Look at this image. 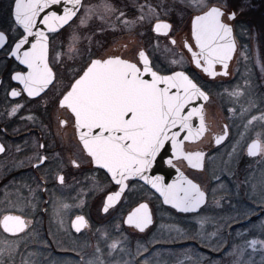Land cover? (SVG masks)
Returning a JSON list of instances; mask_svg holds the SVG:
<instances>
[{
  "label": "flooded vegetation",
  "instance_id": "1",
  "mask_svg": "<svg viewBox=\"0 0 264 264\" xmlns=\"http://www.w3.org/2000/svg\"><path fill=\"white\" fill-rule=\"evenodd\" d=\"M87 1L83 0L73 20L59 31L48 33L49 64L54 72V80L44 92L33 96L26 92L23 83L19 80L28 68L12 55L16 42L25 34L13 18L15 0H0V264H87L86 253L83 250L80 251L79 247L96 241L102 243L99 232L103 230V226L106 228L108 222L113 225L112 220L107 217L112 211L117 214L114 218L116 223L113 226H117L118 233L121 226L123 232L131 230L130 233L146 238L145 235L149 234V230L155 224L156 204L166 211L192 217L200 213L211 199L210 191L195 179L193 173L205 171L207 157L211 150L226 142L215 145V140L226 129L229 137L230 130L224 121L222 129L212 131L211 122L208 121L205 110L208 130L203 139H206L208 135L210 137L201 145L196 144L203 139L196 143L187 142L185 145L186 150L205 152L204 168L195 169L188 166L184 160L176 162L207 193V201L198 211L176 212L165 206L161 198L146 184L131 179L127 181L126 189L119 202L106 210L103 209L107 195L116 191L119 186L111 181L104 170L93 165L91 157L78 138L75 116L68 107L60 103L63 95L93 58L120 56L137 63L142 68L141 55L145 51L155 70L169 73L172 70L167 65V61L160 60L157 56L158 52L153 51L158 50L159 47L156 49L152 44V41L155 43L161 37L159 41H161L162 50L166 51L162 37H167L170 45L177 51V53L174 51L175 54H181L184 56L185 63L187 62L186 66L182 64L178 69L187 71L198 82L219 83L218 78L230 76L237 55L250 54L254 39L256 40V52L255 55L253 54L256 65L254 70L259 77L256 80L257 84L264 96V0H205V5L194 12L187 4H182V9L177 11L182 14V21L170 19L167 17L168 14L154 21V23L161 20L167 21L171 27L167 34H157L153 31V23L151 30L155 41L152 39L148 49L141 47L134 52V56L129 55L127 46L119 47V31L115 34L110 32L109 38L113 35L116 38L115 48L109 50L104 56L95 55L94 57H92L90 45L85 46L81 53H75L73 45L74 26L81 17ZM151 2L159 6L160 10L161 7L165 11L172 8L171 0H151ZM116 3L119 15V0ZM180 5L176 3V6ZM211 7L218 8L221 27L213 23L206 31H199L195 36L193 17ZM219 27L223 30L231 28L236 44L235 53L226 69L227 74L218 73L224 70V65L217 61H221V58H218L219 54H229V43L224 41L223 45H220L212 41L215 34L219 33L217 29ZM179 28H181L180 32ZM177 33H179V39H176ZM2 38H4L3 41ZM107 44L108 42L103 45ZM148 44L146 43L147 46ZM193 55L200 65L195 64ZM241 62V65H245L243 61ZM201 66L208 67L211 73L217 74L210 77L209 74L204 73ZM246 67L249 70L252 68L249 65ZM194 70L201 73L203 78H207L204 79L207 81L196 77ZM239 80H242V75ZM143 202L149 205L154 216V224L142 232L127 226L124 220L130 210ZM97 203L101 204L102 216H106L100 222H94V215L90 213L92 206ZM260 212L252 217L228 224L223 229L225 234L223 240L226 244L221 250L206 248L198 238L190 234L186 236V240L180 242L184 246L182 251L191 247L194 250L206 252L209 259L215 262L218 260L219 264H234L235 256L230 252L232 243L242 242L248 246L252 244L257 247L259 239H264V230L258 235L250 232L254 229L249 221L264 215V209ZM192 226L194 229L188 226L187 230L190 229V232H193L199 228L197 223ZM164 236L162 234V238L151 241H156L162 244L164 249H169L172 242ZM145 241L150 242L148 239ZM99 246L102 247L101 244ZM251 251H258V249ZM164 253L170 254L169 251ZM168 254L159 256L164 264L172 263V260L174 263L183 260V256L173 257ZM260 254L262 255L260 263L264 264L263 247ZM159 257L153 258V255H148L144 251L143 255L126 258L135 264H154V260H158ZM102 258L103 262L99 260V263L119 264V256L103 255ZM199 263L207 264V261H200L197 258L186 262V264Z\"/></svg>",
  "mask_w": 264,
  "mask_h": 264
},
{
  "label": "water",
  "instance_id": "2",
  "mask_svg": "<svg viewBox=\"0 0 264 264\" xmlns=\"http://www.w3.org/2000/svg\"><path fill=\"white\" fill-rule=\"evenodd\" d=\"M82 2L15 0L13 18L25 34L16 42L12 55L28 68L19 80L29 95H38L52 84L48 33L59 31L73 20ZM217 9L211 7L193 17L195 36L213 23L222 25ZM170 27L169 22L161 20L154 23L153 31L167 34ZM220 27L212 41L220 45L224 41L229 43V54H219L221 61H217L224 65L218 73L227 74L236 44L232 29ZM193 58L200 65L194 55ZM141 63L142 68L114 55L93 58L60 103L75 116L78 138L93 165L119 186L107 195L104 210L119 202L131 179L146 184L165 206L176 212L198 211L206 203L207 193L176 162L184 160L190 167L204 168L205 152L186 150L185 145L202 140L207 133L205 104L210 95L184 70H155L145 51ZM201 68L210 77L217 74L208 67ZM227 137L226 129L215 145L222 144ZM256 148L261 150L259 139L248 144L247 155L258 156L260 151L252 154ZM147 219L150 224L145 223ZM124 222L143 232L154 224V216L143 202L127 213Z\"/></svg>",
  "mask_w": 264,
  "mask_h": 264
},
{
  "label": "rangeland",
  "instance_id": "3",
  "mask_svg": "<svg viewBox=\"0 0 264 264\" xmlns=\"http://www.w3.org/2000/svg\"><path fill=\"white\" fill-rule=\"evenodd\" d=\"M116 1H87L81 17L74 26L73 45L75 53H81L85 46L90 45L92 47V57L95 55L104 56L109 50H113L116 45L115 35L109 38L108 34L110 32L115 34L119 31V47L127 46L129 49L128 54L134 56V52L141 47L148 49L149 45L151 46V41L154 40V34L151 30L154 21L164 17V14H168L167 17L170 19L180 22L183 16L177 11L182 9V4H187L192 12L201 9L205 5V0H171L172 8L165 11L161 7L162 1L160 2V10L159 6L153 5L151 0H119L118 15ZM176 3L181 5L176 6ZM180 30L181 28H179V32ZM178 34H176V39H179ZM160 39L154 40L156 44L152 41V44L156 49L159 47L162 50ZM162 39L164 42L163 47L168 52L167 50H162V52L159 49L153 50L158 52L157 56L160 60L167 61V65L172 71L177 70L182 64L186 66L187 62L185 63L184 56L175 54L177 51L170 45L167 37H162ZM106 42L108 44L104 46L103 44ZM146 43H149L148 46ZM251 48L252 51L249 55L244 56L243 53L237 55L228 78L217 79L224 82V90L220 95L211 97L206 104L207 119L211 122L212 131L222 129L224 121L230 130L226 142L209 153L205 171L203 173H193L195 179L211 193V199L207 206L200 213L188 217L178 216L175 212L166 211L156 204L155 224L149 230V234L145 235L146 238L143 236L136 237L139 236L136 233L134 236L133 233L129 234L131 230L130 232H123L121 226L118 233L117 226H113L116 223L114 218L117 214L112 211L107 217L112 220L113 225L108 222L106 228L103 226V230L99 232L102 243L96 241L93 244H83L79 247L80 251L83 250L86 253L87 264H102L99 263V260L103 262V255L107 257L119 256V264H135L132 260L126 258L132 257L130 256L132 240L141 251H144L146 243L144 241L146 239L150 241L160 239L162 234L163 236L167 235L164 238L171 242L175 240L181 242L187 239V235L193 234L206 248L221 250L226 244L223 240L225 235L223 229L228 224L261 213L257 209H264V96L257 84L256 80L259 77L254 70L256 68L253 60L256 52V40L254 39ZM241 61L245 65H241ZM246 65L252 68L249 70ZM194 75L201 80L207 79L195 70ZM241 75L242 80H239ZM209 137L210 135L196 145L204 144ZM253 139L261 141V153L252 158L248 157L251 161L245 162L241 174L237 165L243 156H247V145ZM77 196H79L78 193ZM100 205V203H97L90 209V213L94 215V222H100L106 217L102 216ZM196 223L199 228L190 232V229L193 228L192 225ZM249 223L252 224V229H254L250 232L257 235L263 233L264 215L258 219H251ZM188 226L189 230H187ZM257 244L258 246L255 247L252 244L248 246V244L242 242L232 243L230 252L235 256L234 264H238V262H241L239 264L260 263L262 259L260 251L262 247L264 248V239H259ZM256 249L258 251H251ZM167 250L163 248L161 254L163 256L167 255L168 253H164ZM153 251V258L161 255L159 248ZM134 252H137V250ZM138 255L140 254L135 256ZM245 255H247L246 258L242 259ZM181 256H183L182 261L179 263L172 261L169 264H186L187 261L191 262L197 258L200 261H207V264H219L218 260L215 262L209 259L206 252L197 251L191 247L183 249ZM114 261L116 260L114 259ZM154 264H164V261L159 257L158 260H154Z\"/></svg>",
  "mask_w": 264,
  "mask_h": 264
},
{
  "label": "trees",
  "instance_id": "4",
  "mask_svg": "<svg viewBox=\"0 0 264 264\" xmlns=\"http://www.w3.org/2000/svg\"><path fill=\"white\" fill-rule=\"evenodd\" d=\"M124 5V3H123ZM204 88L205 90L211 95V97H214L216 95H220V93L224 90V84L223 83H206V82H199ZM246 161H251V159H249L247 156H243L242 157V160L240 161V163L237 165L240 173L242 174L243 172H241V170L244 168V165H245V162ZM242 197V196H241ZM240 199V198H238ZM242 199V198H241ZM257 210H260L261 211V208L257 209ZM255 210V211H257ZM176 215H180V214H177ZM127 232V231H125ZM129 234H132V233H129ZM134 236V234H132ZM136 235V234H135ZM136 237H141V235L139 236H136ZM133 238V237H132ZM163 241V239H162ZM146 242L145 243V248H144V251L148 253V255H151L154 253V249L156 250L157 248H159V250H162L163 246L162 244L160 245V243L158 242H154V241H144ZM132 245H131V255L130 256H135L136 254H140V255H143L144 254V251H141L138 246L135 245V242L134 240H132ZM143 243V242H141ZM169 249L167 251H169V255L170 256H173V257H176V256H181L182 255V248L184 246H182V243H180L179 241H173L170 245H169ZM135 250H137V252H134ZM161 254V253H160ZM173 261V260H172Z\"/></svg>",
  "mask_w": 264,
  "mask_h": 264
},
{
  "label": "snow or ice",
  "instance_id": "5",
  "mask_svg": "<svg viewBox=\"0 0 264 264\" xmlns=\"http://www.w3.org/2000/svg\"><path fill=\"white\" fill-rule=\"evenodd\" d=\"M257 151H260V149H259V148H256V150L253 151L252 154L255 155ZM145 223L150 224V223H151V220H150V219H147V220L145 221ZM77 230L79 231V229H77ZM141 230H143V228H141Z\"/></svg>",
  "mask_w": 264,
  "mask_h": 264
}]
</instances>
